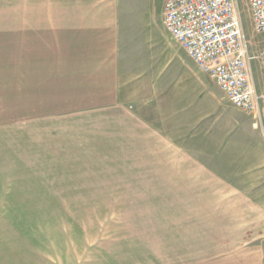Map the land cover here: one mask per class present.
<instances>
[{
  "label": "crops",
  "instance_id": "obj_1",
  "mask_svg": "<svg viewBox=\"0 0 264 264\" xmlns=\"http://www.w3.org/2000/svg\"><path fill=\"white\" fill-rule=\"evenodd\" d=\"M138 2L56 0L52 13L50 3L36 0L24 15H12L10 60L0 61V71H9L0 72V101L10 102L0 110V198L2 188L34 183L45 193L25 196L169 199L173 224L165 245H205L212 237L226 244L227 237L236 246L187 257L195 261L188 264H264V114L234 107L238 121L218 128L221 142L207 160L167 137L155 111L132 104L140 91L125 89L140 78L127 62L128 37L140 36ZM165 3L156 9L163 24ZM174 41L169 36L172 56L158 62L168 85L188 92L195 81L217 100L210 94L216 84ZM6 149L16 161H4ZM9 164L25 168L10 175Z\"/></svg>",
  "mask_w": 264,
  "mask_h": 264
},
{
  "label": "rangeland",
  "instance_id": "obj_2",
  "mask_svg": "<svg viewBox=\"0 0 264 264\" xmlns=\"http://www.w3.org/2000/svg\"><path fill=\"white\" fill-rule=\"evenodd\" d=\"M34 1L0 0V42L3 44L0 61L10 60L9 42L13 36L8 30L12 15H24L27 5ZM238 2L250 50L257 55L264 48V35H258L253 28L249 0ZM45 3H50L52 13L56 12V0H45ZM158 4L159 0H140L135 7L140 36L133 38L132 33L128 37L132 43L127 46L130 51L127 62H130V68L137 69L140 78L137 85L125 89L140 91L139 101L132 104L142 106V110L149 114L155 111L158 116L155 120H162L167 137L183 144L189 153L207 160L212 149L221 142L218 128L232 127L239 116L216 85L211 84L210 94H214L217 100L196 87L195 81L190 82L193 89L188 92L185 87L168 85L169 80L164 78L158 62H166L174 49L169 43L168 31L156 15ZM174 44L180 46L176 41ZM182 54L177 52V58ZM253 69L262 96L261 113L264 114V69L258 62L254 63ZM0 72L8 75L9 71ZM4 86H8V81ZM8 98L0 101L1 111L9 109ZM50 104L53 105V101ZM208 114L198 124L199 116ZM171 117L176 118V129L169 120ZM191 122L194 125H189ZM190 126H195L191 133ZM3 134L2 142H8V134ZM204 145L211 153H202ZM2 153L4 161H16L9 160L10 150H2ZM16 168L24 169L25 166L9 164L7 174L12 175L11 171ZM22 187L24 189L5 187L1 190L0 264H188L195 261H184L187 257L193 260L210 258L236 247L228 243L232 239L227 237L226 244L212 237L205 245H165L170 239L169 226L173 224L167 206L169 199L25 196L26 193L45 192L34 183H24ZM154 251L158 252L154 254Z\"/></svg>",
  "mask_w": 264,
  "mask_h": 264
},
{
  "label": "built area",
  "instance_id": "obj_3",
  "mask_svg": "<svg viewBox=\"0 0 264 264\" xmlns=\"http://www.w3.org/2000/svg\"><path fill=\"white\" fill-rule=\"evenodd\" d=\"M249 5L253 28L264 35V0ZM164 25L233 107L261 115L253 65L264 69V48L252 54L238 0H166Z\"/></svg>",
  "mask_w": 264,
  "mask_h": 264
}]
</instances>
